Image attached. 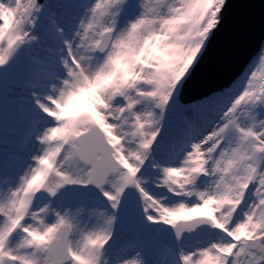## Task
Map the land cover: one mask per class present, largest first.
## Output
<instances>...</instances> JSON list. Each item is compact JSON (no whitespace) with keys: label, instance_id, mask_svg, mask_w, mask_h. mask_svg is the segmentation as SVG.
<instances>
[{"label":"snow or ice","instance_id":"snow-or-ice-1","mask_svg":"<svg viewBox=\"0 0 264 264\" xmlns=\"http://www.w3.org/2000/svg\"><path fill=\"white\" fill-rule=\"evenodd\" d=\"M224 6L0 0L24 148L0 179V264H264V54L178 104Z\"/></svg>","mask_w":264,"mask_h":264},{"label":"water","instance_id":"water-1","mask_svg":"<svg viewBox=\"0 0 264 264\" xmlns=\"http://www.w3.org/2000/svg\"><path fill=\"white\" fill-rule=\"evenodd\" d=\"M220 17L199 63L191 69L180 103H191L231 86L264 47V0H225ZM6 106L4 98L0 111Z\"/></svg>","mask_w":264,"mask_h":264},{"label":"rangeland","instance_id":"rangeland-1","mask_svg":"<svg viewBox=\"0 0 264 264\" xmlns=\"http://www.w3.org/2000/svg\"><path fill=\"white\" fill-rule=\"evenodd\" d=\"M261 54H264V47L255 62L250 63L246 67L245 72L243 73L241 78L237 82H235L228 90L225 91H234L246 82V79L250 75L251 71L255 70L259 66V58ZM6 100L7 106L5 107V109L0 111V135H3L8 140V143L0 145V166L7 167L5 171L0 172V179H3L5 177H15V175L19 171L18 161L20 157L24 155V148L20 143L22 127L17 124L13 118L14 106L10 98H6ZM194 106L195 103L189 105L188 107ZM181 109H183V107H181ZM183 131L184 125L183 121L180 118V113H177L170 117L169 123L167 125V135L175 137L179 136Z\"/></svg>","mask_w":264,"mask_h":264},{"label":"bare ground","instance_id":"bare-ground-1","mask_svg":"<svg viewBox=\"0 0 264 264\" xmlns=\"http://www.w3.org/2000/svg\"><path fill=\"white\" fill-rule=\"evenodd\" d=\"M244 72H245V71H244ZM244 72H243V73H244ZM243 73H242V75H243ZM242 75H241V76H242ZM241 76H240L238 79H236V80L234 81V83L237 82V81L241 78ZM234 83H233V84H234ZM233 84H232V85H233ZM232 85H231V86H232ZM231 86H229L228 88H225V90H228ZM196 102H198V100H197V101H194V102H191V103H186V104L180 103V102L178 101V104H179L181 107H183V108H187L189 105H191V104H193V103H196ZM6 167H7V166H5V167H1V166H0V172L5 171Z\"/></svg>","mask_w":264,"mask_h":264}]
</instances>
